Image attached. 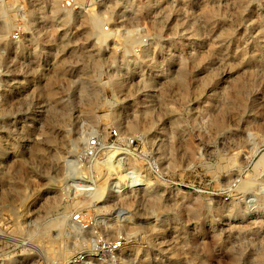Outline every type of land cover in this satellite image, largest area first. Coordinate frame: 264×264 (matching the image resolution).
<instances>
[{
    "label": "rangeland",
    "instance_id": "rangeland-1",
    "mask_svg": "<svg viewBox=\"0 0 264 264\" xmlns=\"http://www.w3.org/2000/svg\"><path fill=\"white\" fill-rule=\"evenodd\" d=\"M112 242L97 264H264V0H0V264Z\"/></svg>",
    "mask_w": 264,
    "mask_h": 264
},
{
    "label": "bare ground",
    "instance_id": "bare-ground-1",
    "mask_svg": "<svg viewBox=\"0 0 264 264\" xmlns=\"http://www.w3.org/2000/svg\"><path fill=\"white\" fill-rule=\"evenodd\" d=\"M213 14H214V11L212 9H206L204 12H203V17L205 18L206 21H210L213 17ZM70 20V19H69ZM95 25H98V23L95 22ZM99 41L101 42H105V39L106 37L104 35H101L99 38ZM95 67H98L100 66V63L96 62L94 64ZM177 79V82L179 84V86L181 87H184L185 86V80H186V75H185V72L181 71L178 76L176 77ZM87 84L90 83V86L91 85V81L90 80H86ZM95 91V90H93ZM97 93V92H95ZM94 93V94H95ZM230 99H231V102H233V107H242L244 104H245V96H244V92H243V85L241 84H234L233 87H232V90H231V94H230ZM228 109L227 108H224L223 110H220V113L217 115V117L214 119L213 121V128L218 132V131H222L224 128H225V120H226V115H227V112ZM137 126V124H135ZM134 125L131 126V128H133ZM242 155V152L241 154ZM231 156H236V152H235V149L233 150H228L227 153H226V157L227 159L223 158L221 155H219V157L216 158L217 160V164H221V168L222 169H227V166H225L227 163V161L231 160ZM151 181V179H148V178H141V179H132L130 181H128L127 185H128V188L129 187H137V186H144L145 184H149V182ZM155 186H151L150 188H146V190L148 189H153ZM144 190V189H143ZM121 191V189H118V190H115V191H112L109 193V199L108 200H113V199H116L117 197H119L121 194H119V192ZM200 211H201V205L200 204H195L192 206L191 208V213H193L194 215L198 216L200 214ZM124 249V248H123ZM122 249V250H123Z\"/></svg>",
    "mask_w": 264,
    "mask_h": 264
},
{
    "label": "built area",
    "instance_id": "built-area-1",
    "mask_svg": "<svg viewBox=\"0 0 264 264\" xmlns=\"http://www.w3.org/2000/svg\"><path fill=\"white\" fill-rule=\"evenodd\" d=\"M121 250L119 242L109 244L96 243L87 252H80L70 257L67 264H97L116 257Z\"/></svg>",
    "mask_w": 264,
    "mask_h": 264
}]
</instances>
